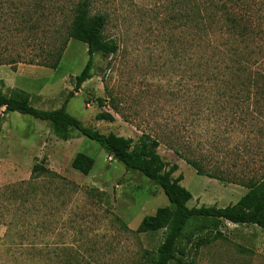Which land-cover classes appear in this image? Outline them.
Segmentation results:
<instances>
[{"label":"rangeland","instance_id":"374dc122","mask_svg":"<svg viewBox=\"0 0 264 264\" xmlns=\"http://www.w3.org/2000/svg\"><path fill=\"white\" fill-rule=\"evenodd\" d=\"M99 10L108 14L105 37L119 49L114 55L95 56L94 75L70 98L68 112L103 133L137 140L146 132L160 138L159 153L179 164L177 174L183 173L182 184L193 194L188 206L236 203L247 192L245 186L197 174L169 144L173 141L184 154L201 158L209 171L250 160V170L260 175L264 147L251 141L253 133L233 130L212 109L196 113L189 73L175 64L166 42L159 43V0H98L93 11ZM49 14L46 1L0 0V88L7 93L21 88L32 95L35 107L46 110L62 105L88 59L87 45L69 39L56 69L38 65L48 50ZM111 95L125 119L113 110ZM102 111L112 113L115 121L97 120ZM0 113V189L31 180L35 161L43 158L58 174L41 177L36 193L30 191L27 202L14 204L19 206L18 219H11L13 204L0 197V264L23 256L18 252L21 242L33 248V255L26 256L35 257L28 264H42L40 249L46 255L52 252L43 264H63L54 252L62 246L77 251L83 264H133L146 250L156 251L165 230H135L144 216L170 204L161 187L139 171L127 170L98 142L84 136L67 139L64 124L17 111L4 113L3 108ZM77 153L94 159L89 174L72 167ZM221 230L222 238L197 253L187 246L194 264H264L263 229L226 222Z\"/></svg>","mask_w":264,"mask_h":264},{"label":"trees","instance_id":"16d2710c","mask_svg":"<svg viewBox=\"0 0 264 264\" xmlns=\"http://www.w3.org/2000/svg\"><path fill=\"white\" fill-rule=\"evenodd\" d=\"M40 1L48 2L50 14L48 50L44 62L38 65L56 69L69 39H77L87 45L88 59L74 78L73 91L69 92L59 108L46 110L35 107L32 95L21 88H13L9 93L0 88V108H4V113L17 111L54 125L64 124L67 139L84 136L98 142L127 170L139 171L162 188L170 204L144 216L135 231L148 233L165 230L164 241L156 251L146 250L142 260L133 264H194L188 258L187 246L197 253L201 246L222 238L221 228L226 222L254 224L264 230V174L250 170L252 161L242 164L232 161L228 168L216 165L213 171H209L201 158L184 154L172 141L170 148L197 174L239 183L247 188L236 203L223 207L206 204L190 207L188 203L193 199V194L182 184L183 173L177 174L179 164L166 160L159 153L160 138L146 132L137 140L114 132L103 133L95 127L86 126L68 112L70 98L94 75L95 56L114 55L119 46L104 35L108 14L93 11L98 0ZM162 41L166 42L173 54L175 64L182 65L189 73L188 79L195 86L193 107L198 111L196 113L199 114L206 107L212 109L214 115L227 119L233 125V130L253 133L256 137L251 141L263 149L264 0H159V43ZM109 99L113 110L125 119L113 95ZM95 118L115 121V116L108 111L97 113ZM2 122L3 115L0 113V134ZM259 154H264V151ZM94 163V159L87 154L77 153L72 167L87 175ZM50 174L58 176L45 165L43 158L35 161L31 180L0 189V197H6L13 204L11 219H18L19 216V206L14 208V204L19 199L27 202L29 194H33L30 191L36 193L37 181ZM9 244L8 248H12ZM19 246L18 252L23 256H13L10 264H28L35 257L26 256L33 255L31 246L27 248L22 242ZM63 247L54 251L58 262L83 264L77 251ZM44 252L40 249L38 253L42 256H37L42 264L44 257L50 259L49 255L52 254L51 251H47V255Z\"/></svg>","mask_w":264,"mask_h":264},{"label":"built area","instance_id":"2783aa9c","mask_svg":"<svg viewBox=\"0 0 264 264\" xmlns=\"http://www.w3.org/2000/svg\"><path fill=\"white\" fill-rule=\"evenodd\" d=\"M4 109V108H3Z\"/></svg>","mask_w":264,"mask_h":264}]
</instances>
